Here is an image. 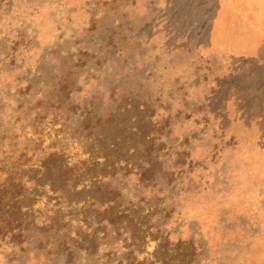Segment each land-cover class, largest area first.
<instances>
[{
  "label": "rangeland",
  "instance_id": "374dc122",
  "mask_svg": "<svg viewBox=\"0 0 264 264\" xmlns=\"http://www.w3.org/2000/svg\"><path fill=\"white\" fill-rule=\"evenodd\" d=\"M0 264H264V0H0Z\"/></svg>",
  "mask_w": 264,
  "mask_h": 264
},
{
  "label": "trees",
  "instance_id": "16d2710c",
  "mask_svg": "<svg viewBox=\"0 0 264 264\" xmlns=\"http://www.w3.org/2000/svg\"><path fill=\"white\" fill-rule=\"evenodd\" d=\"M92 167H95V166L93 165ZM20 187H21V188H24L23 186H20ZM14 199H15V200H18V195H15V196H14Z\"/></svg>",
  "mask_w": 264,
  "mask_h": 264
}]
</instances>
